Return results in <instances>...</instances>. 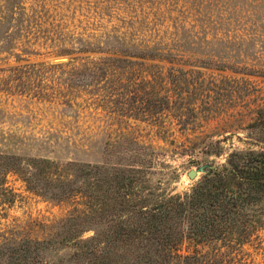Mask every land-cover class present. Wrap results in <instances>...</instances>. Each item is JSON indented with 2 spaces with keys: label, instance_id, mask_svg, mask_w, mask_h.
<instances>
[{
  "label": "rangeland",
  "instance_id": "rangeland-1",
  "mask_svg": "<svg viewBox=\"0 0 264 264\" xmlns=\"http://www.w3.org/2000/svg\"><path fill=\"white\" fill-rule=\"evenodd\" d=\"M120 44L151 51L123 71ZM148 74L185 90L154 119L143 100L156 97L123 96ZM260 107L264 0H0L2 151L95 161L106 140L128 133L162 152L152 176L161 190L184 192L201 175L190 169L257 148L244 126ZM209 143L222 154L204 153ZM2 182L0 243L47 238L83 208L80 198L35 194L15 173ZM246 247L239 260L264 264V229Z\"/></svg>",
  "mask_w": 264,
  "mask_h": 264
},
{
  "label": "trees",
  "instance_id": "trees-1",
  "mask_svg": "<svg viewBox=\"0 0 264 264\" xmlns=\"http://www.w3.org/2000/svg\"><path fill=\"white\" fill-rule=\"evenodd\" d=\"M119 51L124 56L115 60L125 71L142 64L151 50ZM148 75L123 96L156 97L143 100L154 119L171 106L170 96L185 90L165 75L155 86ZM244 129L245 140L257 148L232 149L223 162H209L212 167L184 192L161 190V180L152 176L165 164L162 152L128 133L106 140L95 161L0 150V188L15 173L45 199L80 198L83 205L47 238L1 242L0 264H255L239 259L249 255L246 245L264 229V107ZM202 151L219 156L223 149L209 143Z\"/></svg>",
  "mask_w": 264,
  "mask_h": 264
},
{
  "label": "water",
  "instance_id": "water-1",
  "mask_svg": "<svg viewBox=\"0 0 264 264\" xmlns=\"http://www.w3.org/2000/svg\"><path fill=\"white\" fill-rule=\"evenodd\" d=\"M212 165L210 163H203L199 165L197 168H192L187 172V175L191 179H195L199 174H204L207 169L211 168Z\"/></svg>",
  "mask_w": 264,
  "mask_h": 264
}]
</instances>
